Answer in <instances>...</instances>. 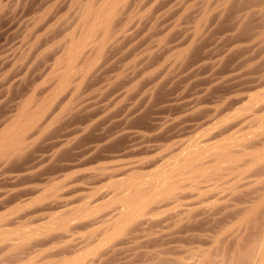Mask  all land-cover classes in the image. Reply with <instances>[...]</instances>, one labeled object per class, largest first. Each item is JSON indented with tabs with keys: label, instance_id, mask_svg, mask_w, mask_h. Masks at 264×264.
<instances>
[{
	"label": "rangeland",
	"instance_id": "rangeland-1",
	"mask_svg": "<svg viewBox=\"0 0 264 264\" xmlns=\"http://www.w3.org/2000/svg\"><path fill=\"white\" fill-rule=\"evenodd\" d=\"M71 1L0 0V214L18 205L28 213L60 211L90 192L92 205H103L130 189L151 187L139 200L154 202V210L159 204L161 220L155 214L153 227L139 230L145 241L124 245L126 254L110 253L106 264H141L144 251L154 248L187 256L211 247L215 258L216 252L232 251L238 237H252L263 224L264 203L252 218L258 219L255 230L237 223L246 205L259 201L254 193L264 192L262 181L258 185L264 171V0H117L107 40L104 29L90 39L82 34L86 0L73 6ZM79 36L84 51L65 81L58 71L70 73L64 52ZM27 102L35 116L24 115ZM224 142L237 156L246 152L242 165L249 182L238 185L233 199L229 195L232 201L219 203L216 192L206 191L220 184L219 156L195 151L222 148ZM250 152L261 153L255 165L248 161ZM54 195L71 201L51 207ZM184 204L194 210L189 216ZM134 224L129 232H138ZM72 228L75 235L86 230ZM53 232L33 235L27 245L54 242L53 252L72 250V239ZM3 249L0 244V264H8Z\"/></svg>",
	"mask_w": 264,
	"mask_h": 264
},
{
	"label": "bare ground",
	"instance_id": "bare-ground-1",
	"mask_svg": "<svg viewBox=\"0 0 264 264\" xmlns=\"http://www.w3.org/2000/svg\"><path fill=\"white\" fill-rule=\"evenodd\" d=\"M69 1V0H68ZM117 0H86L85 2V6L83 5L84 8H81L82 9V17L80 18V23H82V28H85L83 29L84 32L82 33L84 36L88 37L91 36V37H94L97 35V33L99 32L100 29H104V31L106 32L105 37H106V40L109 39L111 36V24L109 23V19H110V16L113 12V10L111 9V6L113 4H115ZM120 1V0H119ZM80 3V0H72L71 3H72V6L73 4H77V3ZM55 3V2H54ZM57 3V2H56ZM64 3V2H63ZM71 5V4H69ZM116 5V4H115ZM18 7V6H17ZM114 7V5L112 6ZM116 8V7H115ZM78 10V9H77ZM72 11V10H71ZM41 13V12H40ZM64 13V12H63ZM115 13L116 11L114 12V16H115ZM68 18V17H67ZM62 20V18H61ZM62 22V21H61ZM113 22V18H112V21ZM76 27V26H75ZM77 29V28H76ZM80 30V29H79ZM78 31V30H77ZM98 31V32H97ZM103 31V30H101ZM103 31V32H104ZM72 32V31H71ZM97 32V33H96ZM102 32V34H103ZM73 34V33H72ZM81 34V33H80ZM42 36V35H41ZM84 36L83 38H81L79 36V38H81L80 40L78 39V41H76V38L73 40L72 39V42H69L70 44L68 45V52L66 51L67 49H65L66 52H64L65 54L68 53V65L66 66V69L68 72L72 73L73 74H68L66 73L65 69H64V73H62L61 71H58L60 72L59 75L57 76H60V78L64 79L65 81H68V79L74 75V72L73 71H76L77 69V65L75 64L76 60L78 61V58L80 57L81 54H83V45L85 46V40H84ZM102 36V35H101ZM25 38V37H24ZM73 38V37H72ZM87 38V39H88ZM70 39V38H69ZM90 39V38H89ZM96 39V38H95ZM105 40V39H104ZM105 40V41H106ZM28 41V40H27ZM90 41V40H89ZM94 41V39H93ZM93 41L90 43H93ZM100 41V40H99ZM66 42V41H65ZM78 42V43H77ZM88 42V41H87ZM95 42V41H94ZM72 43V44H71ZM101 43H102V40H101ZM104 43V42H103ZM97 44V43H95ZM90 45V44H89ZM98 45V44H97ZM101 45V44H100ZM91 46V45H90ZM99 46V45H98ZM65 47V46H64ZM58 48V47H57ZM67 48V46H66ZM86 50V49H85ZM95 52V51H94ZM63 55V54H61ZM67 56V54H66ZM66 56H64L65 58H67ZM61 57V56H60ZM82 57V56H81ZM85 57V56H84ZM66 62V61H65ZM61 64V63H60ZM67 64V63H66ZM82 65V64H81ZM60 66V65H59ZM57 67V66H55ZM61 67V66H60ZM59 67V68H60ZM65 68V67H64ZM62 69V68H61ZM54 71V70H53ZM78 73V72H77ZM76 75V74H75ZM56 76V77H57ZM70 76V77H69ZM73 77V76H72ZM71 82V81H70ZM28 104L29 102H27V104L25 103L24 104V107H23V112H24V115L25 114H33L35 116V112H33L29 107H28ZM30 105V104H29ZM35 108V107H34ZM260 109V108H259ZM257 137V136H256ZM17 139V142H20V138H16ZM242 142V141H241ZM229 143V142H228ZM234 143V142H232ZM231 143V144H232ZM238 143V142H236ZM235 143V144H236ZM242 144V143H241ZM227 145V144H226ZM225 145V142H224V145L223 147L221 148H216V149H211L210 148H206V147H203L202 149H197L195 151V153L198 155V154H202V153H205V152H211L212 154H218L219 156V163L221 165V168L220 171H218V177H220V184L218 187L216 188H209L207 189L206 188V191L209 193V192H216L217 195L219 196V200L218 202L221 200V202H227V197H228V200L230 199L229 195L231 196H234V194H236V189H238V185L240 186V184L243 182H249V181H245V179H247L248 177H244V174L245 171L243 172V165H242V161H245V158H244V154L246 153L244 150V152H240L241 156L239 153L240 156H237L235 155V153L233 154L229 149L232 150V148H229L226 147ZM238 146V144H236ZM235 145V146H236ZM228 146V145H227ZM257 146V145H256ZM232 147V146H231ZM264 147V146H263ZM254 148V147H253ZM260 148V147H259ZM211 150V151H210ZM242 151V150H241ZM260 152V151H259ZM244 153V154H242ZM252 152H250V157L249 158V163H254V162H258V156H260V154L258 156H255L254 154H251ZM256 153V152H255ZM248 154V152H247ZM258 154V153H257ZM256 154V155H257ZM263 154V153H262ZM249 155V154H248ZM247 156V155H246ZM245 156V157H246ZM261 157V156H260ZM259 157V158H260ZM264 157V156H263ZM262 157V159H263ZM256 162V163H257ZM260 162V161H259ZM241 163V164H239ZM248 164V163H247ZM249 165V164H248ZM252 165V164H251ZM255 165V163H254ZM246 165H244L245 167ZM249 167V166H248ZM250 168V167H249ZM246 169V168H245ZM244 169V170H245ZM264 169V168H263ZM258 171V170H257ZM261 173V172H260ZM263 174L261 179L260 177H258L257 179H260L258 181V185H260L262 183L261 186L262 187V190L264 188V171H262ZM259 174V173H258ZM174 175V174H173ZM180 175V174H179ZM260 175V174H259ZM184 176V175H183ZM246 176V175H245ZM173 177V176H172ZM185 177V176H184ZM168 179V177H166ZM177 178V177H176ZM175 178V179H176ZM165 179V180H167ZM173 179V178H172ZM179 179V178H178ZM256 179V180H257ZM163 180V179H162ZM169 180V179H168ZM181 180V179H180ZM170 181V180H169ZM173 181V180H171ZM171 181L169 182V184L171 183ZM175 181V180H174ZM173 181V182H174ZM251 181V180H250ZM252 181H255V180H252ZM262 181V182H261ZM163 182V181H162ZM165 182V181H164ZM168 182V181H167ZM261 182V183H260ZM175 183V182H174ZM251 183V182H250ZM255 183V182H254ZM253 183V184H254ZM260 183V184H259ZM250 189L252 187V183L250 184ZM256 185V184H255ZM257 185V186H258ZM242 186V185H241ZM244 186V185H243ZM254 186V185H253ZM259 186V187H261ZM124 187H128V186H124ZM130 187V186H129ZM128 187V188H129ZM132 187V186H131ZM215 187V186H214ZM238 187V188H237ZM248 188V187H247ZM246 188V189H247ZM121 191H122V188H119ZM127 189V188H125ZM124 189V190H125ZM136 189V188H135ZM150 190H152L153 188H146V191L148 192ZM260 189V188H259ZM57 190V189H56ZM119 190V191H120ZM134 190V188L132 189ZM130 189V192H128L127 194H124V196H122L120 198V200L118 199V201L116 200L115 201H109L110 203L108 202H103L104 204L102 205L101 203H98L99 205H95L93 206L91 202V199L93 200V198H90V193L88 194H85L86 196H81V199L78 201L76 200L78 203L77 204H73V205H68L70 203H67L65 204L64 203V199L65 198H69V197H60V195H54L53 198L55 202H53V204H51L50 206L52 207L53 205H59L61 206V203L64 205H62L61 207H64L63 209L61 208L60 211H53L52 208L50 212H42V211H33L32 213H28L26 212V210H24V206L21 207V206H13L11 207L5 214L3 212V214H0V244H2L3 246V250H5L4 252L5 253H2V255L6 254L8 256H10V259L7 260L8 261V264H106V261H107V258H108V255L117 250L121 251L122 249H125V247L127 246H124L126 244H129V246H131L132 244L131 243H134L137 242V241H141L143 240V242L145 241V237L147 235L143 234L144 232L142 231H139V230H142V226L143 227H146V224H147V228L148 227H153L151 224H153L152 222H154V215L157 214V218H155L156 220L160 219L161 218H158V216H160V214L158 215L157 212V208L159 207V204H158V207L156 206V210H154L155 208L152 209V204H150V202L152 201H148L145 202L144 201H140L139 198L142 197V195H144L145 197V194L147 193L144 189H141L139 188L137 191H133ZM240 190V189H239ZM262 190H260V192H262ZM53 191V190H52ZM59 191V190H58ZM89 191V190H88ZM92 191V190H90ZM205 191V190H204ZM204 191L202 193H204ZM205 191V192H206ZM236 191V192H234ZM85 192V191H84ZM145 193V194H142V193ZM150 192V191H149ZM213 194H216L214 193ZM242 192V191H241ZM240 192V193H241ZM252 192V190H251ZM257 192V191H256ZM50 193V192H49ZM57 193V191H56ZM55 193V194H56ZM82 193V192H81ZM95 192H93V195H94ZM122 193V192H120ZM120 193H117V194H120ZM126 193V191H125ZM202 198L205 196L204 194H202ZM45 194L44 193V197H45ZM60 194V193H59ZM73 194V193H72ZM82 194V195H84ZM151 194V193H150ZM210 194V193H209ZM255 196L256 194L259 195V193H254ZM50 195V194H48ZM79 195V194H78ZM116 195V194H115ZM147 195V194H146ZM200 195V194H199ZM199 195L197 197H199ZM216 195V196H217ZM257 195V198H259V201H256L253 202V205L251 206H248L246 205V208H244V212L243 214L241 215V218L238 216L239 213H237V221H239V218H240V223L237 221H235L237 224L242 225L244 226L245 224H250L252 225L254 228V226H256V221H258V219H252L254 218V216L259 213V210L264 208L262 207L261 205H263L264 203V192H262L258 197ZM88 196V197H87ZM96 196V194H95ZM121 196V195H120ZM215 196V195H214ZM212 196V197H214ZM246 196V195H244ZM52 197V196H51ZM87 198H90V200H86L85 199ZM113 197V196H112ZM210 197V196H209ZM251 197V196H250ZM249 197V198H250ZM38 198V197H37ZM48 198V197H46ZM117 198V197H116ZM200 197V199H202ZM70 199V198H69ZM68 199V200H69ZM141 199V198H140ZM143 199V197H142ZM205 199V198H204ZM215 199V198H214ZM226 199V200H225ZM233 199V198H232ZM241 199V198H239ZM253 199V198H252ZM100 200V199H99ZM102 200V199H101ZM100 200V201H101ZM105 200V199H104ZM209 200V199H208ZM231 200V199H230ZM235 200V199H234ZM71 201V199L69 200ZM211 201H213L211 199ZM232 201V200H231ZM249 201V200H248ZM73 202V200H72ZM206 202V201H205ZM215 202V201H214ZM217 202V201H216ZM217 202V204H218ZM251 202V201H250ZM108 203V204H107ZM207 203H210L207 201ZM220 203V202H219ZM229 203V202H228ZM245 203V202H244ZM243 203V206H245V204ZM252 203V202H251ZM261 203V204H260ZM101 204V205H100ZM203 204V203H202ZM216 204V205H217ZM224 204V203H223ZM238 204V203H237ZM248 204V203H247ZM181 205V204H180ZM185 205V204H184ZM184 209H186L187 211H184L187 212L186 215H188V213H192L193 211L191 210L192 208L189 207H186L187 204L184 206ZM209 205V204H208ZM213 205V203H212ZM215 205V206H216ZM219 205V204H218ZM190 206V205H188ZM193 206V205H192ZM222 206V205H221ZM248 206V207H247ZM259 206H261L262 208H259ZM27 207V206H25ZM154 207V206H153ZM180 207V206H179ZM178 207V208H179ZM208 207V206H207ZM206 207V209H207ZM231 207V206H230ZM233 207V206H232ZM242 207V206H241ZM240 207V208H241ZM29 208V207H28ZM27 208V209H28ZM174 208V207H173ZM180 208V210H181ZM205 208V207H204ZM210 208V206H209ZM227 208V207H226ZM240 208H239V211H240ZM46 209V208H45ZM167 209V208H165ZM163 209V210H165ZM176 209V208H175ZM218 209V208H217ZM223 209V208H222ZM234 209V208H233ZM47 210V209H46ZM45 210V211H46ZM50 210V209H49ZM106 210V212L104 211ZM154 210V212H153ZM160 210V209H159ZM158 210V211H159ZM169 210V209H167ZM178 209V211H180ZM192 212H191V211ZM210 209H208L209 211ZM225 210V209H224ZM242 210V211H243ZM32 211V210H31ZM44 211V210H43ZM166 211V210H165ZM165 211L163 213H165ZM174 211V210H173ZM178 211H177V214H178ZM183 211H180L181 212V218H182V212ZM238 211V210H237ZM264 212V209L262 210ZM23 212H26V213H23ZM99 212H105L104 214H97ZM160 212V211H159ZM161 212V213H162ZM262 212V213H263ZM221 213V212H220ZM241 213V212H240ZM13 215V216H12ZM167 215V214H166ZM185 215V216H186ZM264 215V214H263ZM184 216V215H183ZM223 216V215H222ZM156 217V216H155ZM162 217V216H160ZM170 217V216H169ZM179 218V217H178ZM180 218V220H181ZM185 218V217H184ZM188 217H186L187 219ZM235 218V217H234ZM257 218V217H255ZM164 219V218H163ZM162 219V220H163ZM183 219V218H182ZM185 219V220H186ZM215 219V218H214ZM260 219V217H259ZM262 219V218H261ZM165 220V219H164ZM225 220V219H224ZM167 221V220H166ZM165 221V222H166ZM229 221V220H228ZM253 221L255 222V225L253 223ZM260 221V220H259ZM262 221V222H261ZM260 222L263 223L260 225V228H258L256 230V232L254 234H252L253 236L248 239L246 241L245 238L243 237H238V238H241V239H236L238 240H235L236 243L234 244L235 246L233 247L232 251L230 252H225V251H222L221 250V253H217L214 254V255H218L217 257L215 256V258H213V254L211 255L210 252H212L211 250V247H210V250L209 249H201L199 248L198 250L196 249L195 250H192L191 254L190 253H186L189 254L186 256H170L172 254H170L169 256H167V252H164L166 253L164 255V253H162L163 251L159 250V249H153V250H148L147 252L142 250V252L144 251L146 253V255H144L145 260L143 263L141 264H264V218L261 220ZM138 222V223H137ZM161 221H159L160 223ZM230 222V221H229ZM233 221V223H235ZM251 222V223H250ZM260 222L258 224H260ZM139 224L137 226L138 229V232L136 231H128L127 229L129 228V225L131 226V224ZM156 223V221H155ZM245 223V224H244ZM148 224L150 226H148ZM162 224V223H161ZM165 225V223H163ZM232 224V223H231ZM83 225H87V227H84L83 228ZM135 225V224H134ZM162 225V227L164 226ZM167 225V224H166ZM233 225V224H232ZM236 225V224H235ZM233 225V226H235ZM75 226H82V231L83 229L85 231L81 232L79 231L78 234L79 235H75L77 230L74 232V229L72 230L71 227H75ZM133 226V225H132ZM160 226V224L158 225ZM225 226V224H224ZM237 226V225H236ZM235 226V227H236ZM248 226V225H245V227ZM259 226V225H258ZM128 227V228H127ZM135 227V226H134ZM141 227V228H140ZM161 227V226H160ZM218 227V226H217ZM216 227V228H217ZM245 229V232H248V230ZM81 228V227H80ZM146 228V231H149L148 229ZM168 228V226H167ZM224 228V231L225 232H228V231H232L233 228L232 226L231 227H228L227 229L225 227ZM222 228V229H223ZM237 230L240 229L239 226L236 227ZM243 228V227H242ZM251 228V226H250ZM256 228V227H255ZM254 228V230H255ZM77 229V228H75ZM151 231L152 229L154 230V228H150ZM164 229V228H163ZM162 229V231H164ZM221 229V228H220ZM232 229V230H230ZM136 230V229H135ZM145 230V228H144ZM143 230V231H144ZM161 230V229H160ZM159 230V232L161 233V231ZM213 230V229H212ZM247 230V231H246ZM53 231H58V233H60L62 236H67L69 237L70 239H72V241L74 242L73 245H72V250L68 251V252H62V251H56V252H53L54 250H51V248L54 246V242L51 244H40V245H34L33 246L31 245L30 247L28 246L29 243H28V240L32 237H34L33 235H37L38 234H41V236L43 234H47L48 232H53ZM145 231V232H146ZM156 233H157V230H155ZM221 231V230H220ZM239 231V230H238ZM238 231H235V232H238ZM243 231V230H242ZM250 231V230H249ZM72 232H74L72 234ZM142 232V233H141ZM150 232V231H149ZM148 232V233H149ZM168 232V231H167ZM219 232V230H218ZM224 232V234H225ZM53 233H56V232H53ZM71 233V234H70ZM222 233V232H221ZM244 233V231H243ZM51 234V233H49ZM69 234V235H68ZM152 234V232L150 233ZM149 234V235H150ZM155 234V233H154ZM156 238V235H154ZM217 234V233H216ZM237 234V233H236ZM59 235V234H58ZM215 235V234H214ZM245 235V233H244ZM250 235V234H249ZM45 236V235H44ZM121 237V241L119 239L120 242H118V238L117 237ZM220 236V234H219ZM246 237L248 235H245ZM244 236V237H245ZM48 237V236H47ZM60 237V236H59ZM119 237V238H120ZM193 237V236H192ZM201 237V236H200ZM216 237V236H215ZM214 237V238H215ZM222 237V236H221ZM233 237V236H232ZM249 237V236H248ZM148 238H151V237H148ZM211 238V237H210ZM116 240L117 242L114 243L113 240ZM152 239V238H151ZM156 240V239H155ZM160 240V239H159ZM213 240V239H212ZM233 240V239H232ZM63 241V240H62ZM71 241V240H70ZM71 241V242H72ZM107 241V246L105 245V253L106 254H102V253H99L101 250H99V252H97L98 250L97 247L99 246H103V244H105V242ZM153 241V240H151ZM164 241V240H163ZM172 241V240H171ZM209 241V240H208ZM214 241V240H213ZM66 242V241H65ZM113 242V243H112ZM170 242V241H169ZM187 242V241H186ZM69 243V242H68ZM140 243V242H139ZM146 243V242H145ZM148 243V242H147ZM156 243V242H155ZM159 243V242H158ZM185 243V242H184ZM210 243V242H209ZM213 243V242H212ZM28 244V245H27ZM71 244V243H70ZM69 244V245H70ZM131 244V245H130ZM141 244V243H140ZM150 244V243H149ZM157 244V243H156ZM155 244V245H156ZM164 244V243H163ZM170 244V243H169ZM204 244V243H203ZM137 246V243L135 244ZM147 245V244H146ZM154 245V246H155ZM159 245V244H158ZM182 245V244H181ZM218 245V244H217ZM124 246V248H123ZM128 246V247H129ZM140 245H138L139 247ZM188 246V245H187ZM191 246V245H190ZM195 246V245H194ZM213 246V245H212ZM220 247V244L218 245ZM222 246V245H221ZM27 247V248H26ZM98 247V248H99ZM126 248V249H129V248ZM134 249L135 247L132 246ZM137 247V248H138ZM143 247V246H142ZM159 247V246H158ZM164 247V246H163ZM171 247V246H170ZM182 247V246H181ZM193 247V246H192ZM202 247V245H201ZM184 248V247H183ZM182 248V249H183ZM198 248V247H197ZM226 248V247H225ZM224 248V249H225ZM232 248V247H231ZM54 249V248H53ZM69 249V247H68ZM126 249L123 250L124 253L126 252ZM132 249V250H134ZM143 249V248H142ZM151 249V248H150ZM223 249V248H222ZM2 250V249H1ZM0 250V251H1ZM140 250V249H138ZM172 250V249H171ZM175 250V249H174ZM178 250V249H177ZM176 250V251H177ZM220 250V249H218ZM65 251V250H64ZM118 251V252H119ZM127 251H130V250H127ZM141 251V250H140ZM139 251V252H140ZM165 251V250H164ZM194 251V252H193ZM216 251V250H215ZM229 251V250H228ZM133 252V251H132ZM132 252H130L132 254ZM135 252V251H134ZM138 252V251H136ZM135 252V253H136ZM174 252V251H173ZM184 252V250H183ZM189 252V251H188ZM117 253V252H116ZM177 253V252H176ZM180 253V252H179ZM126 254V253H125ZM128 254V253H127ZM107 255V257H106ZM114 255V254H113ZM135 256V255H134ZM139 256V255H138ZM167 256V257H166ZM109 257L111 258L112 256L109 255ZM130 257V256H129ZM136 257V256H135ZM4 258V257H2ZM134 258V257H133ZM141 258V257H140ZM143 258V257H142ZM109 259V258H108ZM127 259V258H126ZM3 260V259H2ZM5 262V261H4ZM138 262V261H137ZM141 262V261H140ZM110 264V263H109ZM115 264V263H114ZM117 264V263H116ZM132 264V263H131Z\"/></svg>",
	"mask_w": 264,
	"mask_h": 264
}]
</instances>
